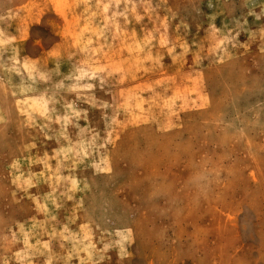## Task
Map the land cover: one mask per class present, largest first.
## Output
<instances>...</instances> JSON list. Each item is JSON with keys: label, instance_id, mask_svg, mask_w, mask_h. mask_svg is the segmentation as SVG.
Masks as SVG:
<instances>
[{"label": "rangeland", "instance_id": "374dc122", "mask_svg": "<svg viewBox=\"0 0 264 264\" xmlns=\"http://www.w3.org/2000/svg\"><path fill=\"white\" fill-rule=\"evenodd\" d=\"M0 264H264V0H0Z\"/></svg>", "mask_w": 264, "mask_h": 264}]
</instances>
